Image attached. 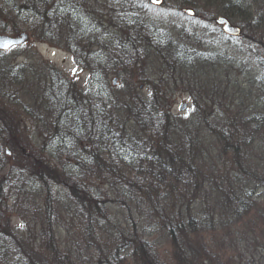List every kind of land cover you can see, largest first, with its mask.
I'll list each match as a JSON object with an SVG mask.
<instances>
[{
  "label": "trees",
  "instance_id": "16d2710c",
  "mask_svg": "<svg viewBox=\"0 0 264 264\" xmlns=\"http://www.w3.org/2000/svg\"><path fill=\"white\" fill-rule=\"evenodd\" d=\"M165 2L0 0V33L63 48L88 72L81 88L16 52L25 43L0 51V264H264V96L251 98L263 85L242 87L235 76L247 67L235 52L148 10L168 7L203 31L222 15L264 55V0ZM135 72L148 87L143 97L132 80L123 90L109 80ZM177 86L194 98L184 115L167 105ZM101 186L110 188L103 203ZM8 199L36 210L45 233L12 225ZM71 201L84 236L62 250L49 222L71 216ZM112 203L123 221L104 212Z\"/></svg>",
  "mask_w": 264,
  "mask_h": 264
},
{
  "label": "rangeland",
  "instance_id": "374dc122",
  "mask_svg": "<svg viewBox=\"0 0 264 264\" xmlns=\"http://www.w3.org/2000/svg\"><path fill=\"white\" fill-rule=\"evenodd\" d=\"M172 2V0H166L165 4H169ZM157 8V7H156ZM149 13L156 18H161L164 22V25L171 27L180 25V26H192L195 30V33L198 34V36H206L208 40L209 46L217 50H226L228 54H231L232 52H235V56H233V59L237 63H241L244 68L247 67V72L246 74H238L235 76V80L238 83H241L242 87L245 82H249L250 80H253L254 83H258L263 85L261 90H258L256 93V89L253 88V94L251 95V98L259 96H264V55L262 52L257 51L254 47L246 45L242 40H240L238 37H228L225 35L221 29L213 23L206 29L205 31H211V33L204 34L205 31L201 30L200 27V22L198 21H187L185 17L182 16H176L170 12L168 7H164L163 9H154V8H149ZM0 34H7V35H12L10 33H0ZM202 38V37H201ZM25 47V48H24ZM21 51L23 54H29L33 56H28L29 59H34L36 60V65L40 67V65H44V62H46L49 65H52L53 67L61 70L63 74L69 78L73 79L77 86L84 88L86 86V80L88 77V72L86 70H83L77 64L74 62L72 55L65 51L63 48H59L56 46H52L49 43L46 42H41V41H32L28 40L25 42L23 45V48H20L16 52ZM35 53V54H34ZM26 58L25 55L21 56L18 58V61L24 60ZM40 64V65H39ZM134 71V70H133ZM136 71V69H135ZM136 72L135 74L131 75H122L117 76V75H110L109 80L111 81L112 79H115L113 82V86H116L119 90L125 89L126 86H128V83L131 81L132 84L135 83V89L136 91L143 97L146 93H148V87L146 85H143L141 82H137L136 79ZM125 80V81H123ZM245 85V84H244ZM262 92V93H261ZM36 102V101H35ZM255 102V101H254ZM38 103V102H36ZM246 103V102H245ZM248 103V102H247ZM258 105H261V102L256 101ZM31 104L33 102L31 101ZM194 104V98L190 92V90H187L184 87L177 86V90L172 92L171 97L167 101V105H169L170 110L174 114H187L189 111L192 109V105ZM209 104V103H207ZM254 104V103H253ZM182 105H186V108L184 111L179 110ZM244 105V104H243ZM249 105V103L247 104ZM35 108H39L37 105H34ZM30 125V123H29ZM34 128L35 127H31ZM30 128L29 132H32V129ZM48 129V128H47ZM46 129V130H47ZM44 134V132H43ZM240 136V135H239ZM262 148V147H260ZM7 154L9 153V150L6 149ZM262 154V159L264 161V148L260 150ZM10 156V155H9ZM8 156V157H9ZM239 164H242L239 162ZM247 166V165H246ZM108 180V179H107ZM102 192L100 193L102 203L106 202L104 198L107 197V190L110 189L109 187L101 186ZM57 191L60 192L62 198L66 200L64 197L67 195V191L62 188L61 186L57 187ZM263 189L258 188L257 191L254 193L255 197H260L262 195ZM103 194V195H102ZM110 194V192H109ZM258 203H262L264 201L258 199ZM8 204V207H13V208H7L8 210H12L11 212H8L5 217L10 221V223L16 227H18L20 232H26V230H30L33 232L34 235H39L45 233V225H43L41 221V217H36L37 216V211L32 212H26L22 211L20 208L17 209V206H13L11 203L14 202L10 199L6 201ZM16 202H19L17 205L19 207L21 206L22 199L20 198L19 201L16 200ZM15 202V203H16ZM37 202V201H34ZM35 204V203H34ZM109 206L101 205V209L104 210L105 207H107V210H105V213H111L115 216L114 223H117L119 221H123V216L120 215L121 208L118 207L117 204H108ZM61 206V205H60ZM85 206L87 209H90L92 213H96V207L93 206V203L90 201L85 202ZM71 208L72 214L71 216H68V213H61L60 216H63V220L59 219L57 222H49V225L51 226V229L55 232L57 229L58 232L55 233V242L57 245L63 250L64 248H73V243L74 241H79L84 235L82 231V224H83V219L76 217L75 212L77 209V203L76 202H70V205L68 204L67 209ZM36 215V216H35ZM98 218H101L100 215L96 214ZM100 232V231H99ZM101 233V232H100ZM151 236L153 237L158 245L161 244V247L163 250L167 249V240L166 238L161 234V232L155 233L154 230L150 231ZM155 233V234H154ZM113 242V241H111ZM85 244H82V248ZM82 252V251H80ZM84 253L90 254V250H83ZM90 263V262H89ZM89 263H84V264H89ZM95 264V263H94Z\"/></svg>",
  "mask_w": 264,
  "mask_h": 264
},
{
  "label": "water",
  "instance_id": "95a60500",
  "mask_svg": "<svg viewBox=\"0 0 264 264\" xmlns=\"http://www.w3.org/2000/svg\"><path fill=\"white\" fill-rule=\"evenodd\" d=\"M149 2L153 5H160L162 0H149ZM181 12L186 16L192 17L195 16V11L190 7H183L181 8ZM213 21L216 25L221 27V30L227 36L234 37L240 34V28L236 25L232 24L226 17L224 16H216ZM28 39V35L25 32H20L17 35H7V34H0V51H8L14 47H18L25 43ZM115 79H113V82ZM186 105H182L179 110L183 111Z\"/></svg>",
  "mask_w": 264,
  "mask_h": 264
},
{
  "label": "bare ground",
  "instance_id": "6f19581e",
  "mask_svg": "<svg viewBox=\"0 0 264 264\" xmlns=\"http://www.w3.org/2000/svg\"><path fill=\"white\" fill-rule=\"evenodd\" d=\"M234 25H236V24H234ZM237 26V25H236ZM237 27H239V26H237ZM240 28V27H239Z\"/></svg>",
  "mask_w": 264,
  "mask_h": 264
}]
</instances>
